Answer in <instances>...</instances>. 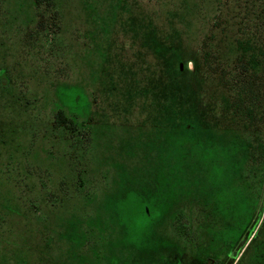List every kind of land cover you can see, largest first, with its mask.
I'll use <instances>...</instances> for the list:
<instances>
[{"label":"rangeland","instance_id":"374dc122","mask_svg":"<svg viewBox=\"0 0 264 264\" xmlns=\"http://www.w3.org/2000/svg\"><path fill=\"white\" fill-rule=\"evenodd\" d=\"M257 10L0 0V264H264V100L228 90Z\"/></svg>","mask_w":264,"mask_h":264},{"label":"trees","instance_id":"16d2710c","mask_svg":"<svg viewBox=\"0 0 264 264\" xmlns=\"http://www.w3.org/2000/svg\"><path fill=\"white\" fill-rule=\"evenodd\" d=\"M184 2H186V5H187V0H184ZM258 9H259V6H258ZM256 13L258 14L259 11L257 10ZM254 15H255V13H254ZM261 20L264 21L263 14H260V15L258 14L254 18H252L251 22L254 23V28H255L256 33L252 34V36L250 35V37H248V39L239 41V43H238L239 49L242 52L243 59L245 60V58H247V61H246L247 63L241 65V71L237 75L238 77L235 76L237 78H235V77L231 78V80L233 82L232 85L230 82L228 83V90L233 95V102H234L233 107L235 108V110H237L239 112L246 110L248 115H253L254 107L258 108L264 100L263 97L260 95L261 87L258 88V86H256L254 83H251V82L247 85L246 81L248 79H246V80L244 79V76L248 75L251 71H254L256 73V71L258 70V67L261 66L260 58L263 57V59H264V44H262L261 39H260V35L262 34L260 32V29H262L264 27H259L260 26L259 23ZM256 21L258 23H255ZM178 71H179V74H182V72H181L182 70L180 68ZM172 96H173V94H171V97ZM171 97L169 96L168 101L171 100ZM56 121H57L56 123H58L60 126H64V127L68 128L69 130L72 126L75 125V121L70 119L69 117H67L63 110H61L57 114ZM177 123L178 122H175L174 125L179 126L180 129L187 130V128L182 127L183 126L182 124H177ZM172 129H174V128H172ZM194 140L195 139H193V141ZM203 160H204V158H203ZM218 168L220 169L221 167L218 166ZM216 172L218 173V171H216ZM219 176L220 175L218 173L217 178ZM254 232H255V230L253 229L251 235H253ZM237 252H238V250H237ZM227 254H228V256H231L229 250L227 251ZM239 254H240V252H239ZM213 257H215V256H213ZM213 257L211 258V255L207 256L205 258L207 260L206 264H214L213 261L211 260V259H213ZM235 257L232 258V256H231L232 260L235 261L237 259V256H235ZM203 259L204 258H201L200 262H202Z\"/></svg>","mask_w":264,"mask_h":264}]
</instances>
